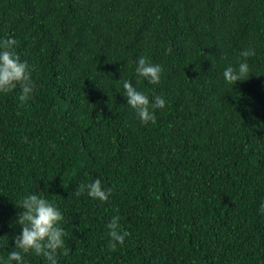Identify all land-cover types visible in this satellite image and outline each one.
Listing matches in <instances>:
<instances>
[{
    "label": "trees",
    "instance_id": "1",
    "mask_svg": "<svg viewBox=\"0 0 264 264\" xmlns=\"http://www.w3.org/2000/svg\"><path fill=\"white\" fill-rule=\"evenodd\" d=\"M9 36L35 89L0 94V262L35 192L63 215L58 264H264V0H0ZM248 48L249 77L226 83ZM141 56L159 84L136 77ZM124 80L165 99L155 122ZM96 178L107 201L77 195Z\"/></svg>",
    "mask_w": 264,
    "mask_h": 264
},
{
    "label": "clouds",
    "instance_id": "2",
    "mask_svg": "<svg viewBox=\"0 0 264 264\" xmlns=\"http://www.w3.org/2000/svg\"><path fill=\"white\" fill-rule=\"evenodd\" d=\"M15 45L16 39L12 36L0 39V94H7L19 88L20 98L26 101L31 97L35 84L27 63L21 61L15 53ZM253 55L255 50L252 48L240 52L243 59L234 66L229 65L224 69L222 73L224 81L234 85L237 81L246 80L250 70L247 58ZM134 71L137 78L147 80L150 84H159L161 81V66L149 62L143 56L137 59ZM120 92L126 97L127 105L143 125L155 122V110L163 109L166 104L162 96L150 98L149 95L137 90L130 80L123 81ZM84 191L88 197L99 201H107L111 195V189L106 190L100 178L83 185L77 195ZM14 204L22 209L13 221V226L19 225L20 231L12 237L15 250L9 251L6 264H25L22 254L30 252L45 259L47 264H58V254L61 251L65 256L68 254L64 240L66 232L61 227L62 212L35 192L28 193ZM258 212L264 214V201L260 202ZM107 229L109 246L113 249L117 244L123 245L129 235L126 230H121L118 216L111 219ZM2 246L0 243V247Z\"/></svg>",
    "mask_w": 264,
    "mask_h": 264
}]
</instances>
